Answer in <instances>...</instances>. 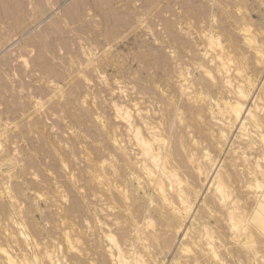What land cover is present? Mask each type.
Returning <instances> with one entry per match:
<instances>
[{"label":"rangeland","instance_id":"374dc122","mask_svg":"<svg viewBox=\"0 0 264 264\" xmlns=\"http://www.w3.org/2000/svg\"><path fill=\"white\" fill-rule=\"evenodd\" d=\"M64 2L65 0H0V264H8L9 257L13 263L15 261L14 264H36L35 257L40 250L60 247L58 243H63L62 234L68 232L69 235V232L75 228L78 229H75L78 239L82 235L79 239L82 241L78 240L80 244H78L80 248L77 246L78 249L89 250L92 238L95 239L97 236L91 238L90 231H87L89 222L85 223L83 219L86 220L85 210L95 204L101 206L99 202L106 203L107 207L104 208L107 210L109 207L112 208L109 213H116V216L119 214L122 221L119 219L118 226L114 227L118 228L122 225L124 227L130 214L126 212L132 208L131 205L128 208L132 200H126L124 203L113 193L114 200L110 201L108 193H103L97 183L92 182V176L98 175L102 179V167H97L107 165L105 175H108V182L115 185L116 177L113 175V170L122 164L116 147L118 143L123 148L127 138L121 121L115 119L114 107L119 105L118 107L123 106L130 111L135 105L144 113L145 118L147 117L148 123L160 129L165 127L167 100L171 101V97L180 94L178 86H189L193 82L194 87L191 85L193 91L198 84L209 81L208 76L200 72L199 66L201 64L206 66V63L197 52L205 46L203 40L202 42L199 40L203 30L209 35L212 34V37H215L214 41L219 39L220 42L223 41L222 33L228 30V33L237 38L239 49L241 47L243 52L245 46L242 45V33L239 28L246 25L247 27L243 28L251 27L248 29L249 32H256L250 34L258 40V45L264 50L262 31L264 0H68ZM216 8L220 9L221 13ZM206 11L210 13L207 18H205ZM200 13L204 20L199 18L200 15L197 16ZM198 21L200 24L204 21L208 24L203 23L207 25L205 27L197 23ZM235 23L242 24L237 26ZM210 26H213V31ZM195 27L203 30L198 31ZM218 27L223 29H220L222 33L217 32L219 30L214 31ZM205 28H208L207 31ZM215 33L221 35L215 36ZM259 40L263 41L259 42ZM202 43L203 47L200 45ZM247 50L245 57L242 56L243 53L239 57L242 59L241 64L249 69L240 64L241 73H246L243 74L245 76L250 73L252 77H249H255V80L250 79L261 88L264 86V74H262L264 68L255 64L253 54ZM250 55L251 57H248ZM195 64L199 66L196 67ZM178 75L186 80H181V76L177 77ZM166 78L170 80H168L169 84ZM197 87L199 88V85ZM263 92L264 90L262 93L260 91L259 95ZM261 97L263 102L259 101V103H264V94ZM175 98L181 99L177 100L178 105H181L185 97L180 94ZM174 99L172 98L176 101ZM184 104L186 102L183 106ZM131 114V118L135 119L133 110ZM184 114L185 119L190 121L186 111ZM180 126L181 124L179 125V121L176 120V127L179 129ZM230 140L233 143L236 141V144H233L235 148L243 146L240 140L234 141L233 138ZM206 143L203 144L209 147L208 150L213 158L224 159L225 154L222 156L216 145L211 146ZM241 151L237 152L243 157L242 152L245 150ZM258 151L259 149L254 151L257 153L252 155V158L260 156L257 155ZM131 152L133 154V151ZM244 153V156L249 154L247 150ZM254 153L250 152V154ZM128 155L132 157L131 153ZM226 157L224 160L226 163L224 162L221 170L223 173L227 171L224 165L227 166L233 158L231 155ZM103 161L105 162L102 163ZM238 162L242 164L241 160ZM259 162H262L260 165L263 166V161L259 160ZM92 163H97L98 166ZM238 167L236 170L233 169L238 171L237 173L232 170L228 172V168L229 175L236 173L230 176L233 179L226 178L224 174L226 183L224 179L221 180V183L224 182L223 186L229 180L230 185L227 184L223 188V193L227 192V196L223 193L220 196V193L214 189L207 193L211 195L207 197L208 199L218 198L216 201L219 199L222 201L216 204L215 200L212 201L213 203L209 200L210 203L207 204L209 212L217 217L213 219L212 216V219L202 220L205 222L209 220L206 224L207 226L209 224V229L206 227V233L203 232V235H206V238L203 236V241L205 244L209 241L212 250L214 249L215 254L210 246L205 245L209 254L208 260L212 264L214 260V263L221 264L220 259L227 264H264V206L255 204L252 198L259 193L256 192L259 187L255 185L251 176L248 179L246 177V180H251L254 184L245 181L246 170L244 169L243 173V170L241 172L243 167L240 164ZM237 177L240 181L243 179L246 185L244 186ZM260 180L258 182L263 184ZM260 186L261 191L263 187ZM226 187L229 188L228 191L225 190ZM124 189V186L120 188L130 199L132 194ZM237 191L240 193L238 196L235 195ZM98 192L100 195L103 193L101 197L97 195ZM245 192L248 195L244 196ZM214 194L217 196L214 197ZM103 195L105 197L107 195L109 201ZM233 195L236 199L239 197L241 199L236 201ZM222 196L227 197L226 199L223 197L226 204L232 202L231 200L235 201L234 219L230 220L235 228L229 229L228 226L229 230L226 226L229 222L224 214L225 209L221 206ZM230 196L232 199L229 198ZM203 197L201 195L200 203L204 200ZM205 200L207 203V199ZM88 203L91 205H87ZM212 204L216 207L214 208ZM93 206L91 208L96 210L97 206ZM209 206L213 209L210 210ZM217 207L224 209L225 216ZM100 208L98 207L99 210L96 212L100 211ZM214 209L219 210L220 213ZM204 213L200 212L201 215ZM224 220L226 223L223 222ZM251 226L253 229L250 228ZM114 227L111 229L116 233L112 235L116 237L118 231ZM246 227H249L250 231H244ZM71 235L73 234L70 233L69 236ZM169 237L165 240L166 249H162L168 253L164 264L173 258L176 247L174 245L177 244V240L180 242L182 239V235L177 240L171 239V235ZM90 239L92 240L89 244ZM95 240H99L96 244L101 247L103 253L104 246L101 244L105 245V243H101L100 238ZM187 240L182 241L186 251L177 257H189L196 253L194 245ZM172 241H175V244ZM87 250L84 252L87 253ZM211 252L216 259H213L215 257L211 256ZM94 253L98 255L93 254L92 259L99 260L102 255L100 248Z\"/></svg>","mask_w":264,"mask_h":264},{"label":"bare ground","instance_id":"6f19581e","mask_svg":"<svg viewBox=\"0 0 264 264\" xmlns=\"http://www.w3.org/2000/svg\"><path fill=\"white\" fill-rule=\"evenodd\" d=\"M67 1L68 0H65L64 3H66ZM219 2L222 3L221 1H219ZM219 6H221V5H219ZM204 8H206V7H204ZM96 9H97V7H96ZM186 9H188V8H186ZM195 9H197V8H195ZM191 10H192V8H191ZM202 10H203V8H202ZM216 10L220 11V9H218V8H216ZM209 11H208V13L206 11L207 14H205L206 15L205 18H207L208 14L210 15ZM204 12H203V14H204ZM220 13H221V11H220ZM223 13H225V12H223ZM190 14H191V12H190ZM192 14H193V12H192ZM212 14L215 16V14L213 12H212ZM199 15H200L199 18H202L204 20V18L202 17L203 15L201 16V13H200L197 16H199ZM210 18H208V19H210ZM239 18H241V17H239ZM197 20L200 21V19H198V17H197ZM229 20H231V19H229ZM240 20H242V19H240ZM193 21H195V20H193ZM199 21L197 23H199ZM225 21H227L226 18H225ZM234 21H236V20H234ZM217 22H218V20H217ZM236 22H238V19ZM203 23L208 24V22H205V21ZM203 23H201V24L206 27L207 25H205ZM235 24L237 25L238 23H235ZM241 24H239L237 26H240ZM218 25L220 26L221 24H218ZM227 25L225 27H227ZM195 26H197V25H195ZM221 27H220V29L223 28V27L222 28ZM228 27H231V26H228ZM243 27H247V26L244 25L241 27L242 29L241 28H239V29L241 30L240 32L242 33V34L241 33L240 34H241V38H242V42H243L242 45L245 46V51H246V49H248L247 52L250 50L249 52H251L253 54L252 57H254L255 64L257 66L259 65V66H262V68H264V50L262 49L261 46L258 45V43H257L258 40H256V38L250 34L251 31L249 32L248 29L251 27H249L248 29L243 28ZM195 28L197 29L198 27H195ZM203 28H202V30H203ZM207 29H206V31H207ZM220 29L218 27V29L216 28V30H214V31L216 32L217 30H219L217 32L222 33V31H220ZM237 29H238V27H237ZM261 29H263V28H261ZM202 30L200 29L198 31H202ZM204 31L205 30H203V32H201V34H200L201 39H199V40L200 41L203 40L205 46L203 49L201 48V50H200L201 52L200 51H197V52H199L201 54V56L204 58L206 66L204 65L205 63L203 64L204 66H202V64L200 66L198 64H195V66L196 65L199 66L200 72L203 73L204 75H207L209 81L198 84L199 88L197 87L198 86L197 85L196 86L197 90L193 89V91H191L192 86H193V82L191 84L192 86L190 84H189V86L179 85L178 86L179 90L178 89L177 90L179 91L181 96L185 97L184 98L185 101L183 100V103L186 102V104H184V106H183V103H180L181 105H178V102H177L178 98L176 99L175 97H178L180 94H177V96H176L175 95L177 93L176 90L175 91L173 90L174 92H176L174 94L175 97H171V95L169 94L171 97V101L167 100L165 127L160 129L156 125L153 126V124L151 125L150 123H148L146 120L147 117L145 118V115H143L144 113L140 112L141 110L137 109V107L135 105H133L132 103L131 104L133 106L131 109L133 110V113L135 114V117H136L135 119L131 118L132 117L131 116L132 110L129 111L128 109H126L123 106L118 107L119 105L118 106L115 105V107H114V109H115L114 115L116 116L115 119H118L119 121H121L123 128H124V134L127 138V141H126L127 143H125V146L123 145V148H121L118 143H117V147H116L118 150V156H119L122 164L119 165V167H116V168L114 167L115 169L113 170V175L116 177V184L113 185V184H111L112 182L110 181L112 179L109 180L111 182V183H109L108 178H107L108 175H105V169H106L107 165L106 166H98V165H96L97 163L96 164L92 163L93 165L98 166L97 168L102 167V172H103L102 179H100L101 176L99 177L96 174L98 177L92 176V182L95 181L99 187V190H101L103 193L104 192H106V194L108 193V195H109L108 198L110 199V201L114 200L115 196L113 195V193L116 194V197L119 198L120 201H124V203H126V200H128V201L132 200V203H130L129 207H128V208H130V205H131L132 210L130 209V211L126 212L127 214L130 212V214L128 215V220H126L127 217L125 219L127 221V222L125 221L126 226L124 225V227H123V225H122L121 226L122 228L118 227L119 229L114 227V226H118L119 219L121 220V218L118 216L119 214L116 216V213H112V212L109 213L108 211H110V209H112V208H110L108 206L109 209L107 210V208L106 209L104 208V207H107V205H105L106 203L103 204V202H99L103 206L102 205L97 206L95 204L94 206L95 207L97 206L96 210H95V208H91L93 206L92 205L91 207H89L85 210L87 215L83 211V214H85V218H86V220L85 219H83V220L85 221V223H87V221L89 222V223H87V225L89 224L87 226V229H88L87 231H90L91 238H92V236H97V237H95V239L100 238V241L102 240L101 243L102 242L105 243V245L101 244L102 246H104L103 253L101 251V247H99L96 244V241H97V243H99L98 242L99 240H95L94 238H92L93 240L92 239L89 240V244H90V241L92 240V243H91L90 247L88 248L89 250H87L86 248H84L83 250L82 249L79 250L78 249V247L80 245L79 239L81 238L82 235L81 236L79 235L80 238L78 239V235L76 232V230H78V229L75 228L76 229V230L74 229L75 231L71 230L72 232H69V235H70V233H72L74 236L73 235H71V236L67 235L68 232H67V234L64 233L65 235L62 234L63 235V237H62L63 243L62 242H61L62 244L58 243L60 247L56 246V247H54L53 250H48V249H44L43 251L40 250L37 257H35L36 264H91L90 261L94 262V264H164V260L167 258L168 253H166L165 250H162V249H166V241L165 240H166V238L169 237V235H171V237H172L171 239H173V240L179 239L178 237L180 235H182V237H181L182 239L180 240V242H177L178 241L177 240L176 241L177 244L174 243L175 241L174 242L172 241L175 244L174 246H176L175 250H174L175 253H174L173 258L169 262H167V264H208L209 260H208L207 256L209 254L207 253V249H206L205 245L210 246L211 243L209 245V241H208V242H206L208 244H205V242L203 241L204 240L203 239V236H204L203 232L206 233L207 228L209 229V227H208L209 224H208V226L206 225L209 220H207V222L202 221V220H203V218L206 220V219H209L213 216L212 212H209L208 205L210 202H212L215 199H213V200L208 199L207 197L210 195V193H209V195L207 193L211 192L214 189V190H216V192L220 193V196H221V193H223L224 186L227 184L230 185L228 179L232 178L230 176L233 175L232 172H231L232 175H229L228 172H230V170L235 171L236 168H239L238 167L239 164H240V166L243 167L242 169L240 168L241 172L243 170V173H244V169L246 170L247 176H245L244 180L247 181L246 177L248 179V177L251 176V178L253 177V180H254V181L253 180L252 181L255 182V185H257V187H259V190L256 191L257 193L258 192L259 193L254 195V197H252L255 200V204H260L261 206H264V186H263V184H264V105L263 104L264 103H262L263 101H262V97H261L264 94V92L262 95H259L260 91L262 93V91L264 90V86L261 87L263 89L258 87L255 84V82L251 80V79H254L255 77L251 78L252 76L249 75L250 73L247 74L248 77L251 76L249 78L246 77L247 75L246 76L243 75L246 73H243V74L241 73L240 64L242 63V61H241L242 59L239 56L243 53L242 56L245 57V55H244L245 51L241 52L242 51L241 47H240L241 50L239 49L240 44L238 45V43H237L238 40L236 41L237 38L235 39L234 35H233L234 36L233 37L232 34L228 33V30L224 31L222 33L223 38L221 36H217V37H221V39H223V41L221 40V42H220V41H218L219 40L218 39V40H215L216 41L215 42L214 41L215 37H212V34L209 35L207 32H204ZM212 31H213V28H212ZM259 31H261V30H259ZM259 31L257 33H259ZM262 31L264 32V30H262ZM197 32H196V35H198ZM209 32H211V31H209ZM253 33L256 34L255 31ZM216 34L217 33H215V36H216ZM219 34H217V35H219ZM257 35H255V36L257 37ZM258 37H259V35H258ZM196 41H198V40H196ZM260 41H263V40H259V42ZM174 42H176V41H174ZM239 42H241V41H239ZM176 44H177V42H176ZM262 44H263V42H262ZM200 45L203 47V43ZM199 55H198V57H199ZM247 55H248V53H247ZM182 56H183V54H182ZM248 57H251V55ZM250 59H249V61H250ZM247 60H248V58H247ZM254 60H252V61H254ZM200 62H201V60H200ZM197 63H198V61H197ZM242 65H244V64H241V66ZM250 66L251 65H249V67ZM243 67H246V66L244 65ZM246 68H248V67H246ZM197 71H198V69H197ZM258 72H259V70H258ZM211 73H214V74L211 75ZM203 74H201V75L203 76ZM262 74H264V73H262ZM180 76L178 75L177 77H180ZM182 76H181V78H182ZM183 79L184 78H182L181 80H183ZM196 79H194V82H196L195 81ZM198 79H200V78H198ZM168 80L169 79H167V81H166L167 83L170 81V80L169 81ZM177 80L179 81L180 79L178 78ZM184 80H186V79H184ZM183 83H185V81ZM187 83H189V82L187 81ZM260 83H262V82H260ZM176 84L178 85V84H182V83H176ZM262 85H263V83H262ZM168 87H171V86H168ZM218 91H220V92H218ZM214 92H216V94H214ZM192 93H193V95H191ZM170 97H169V99H170ZM172 98L173 99L175 98L176 101H173ZM180 100H178V101H180ZM259 101H262L261 102L262 104L259 103ZM250 104H251V106H250ZM125 106H127V105H125ZM185 111H186L187 115L189 116L190 121H189V119H188V121L185 119V116H184ZM182 116H184V118ZM176 120L179 121V125L181 124L179 129L177 128L178 126L176 127ZM231 138H233L234 141L240 140L243 143V146H239L238 145L239 143H238L237 146H239L240 148H235L233 146V144L236 141L233 143V141L230 140ZM230 141H232V143ZM113 142L115 143L116 141L114 140ZM206 142L209 143L208 145L211 144V146L216 145L219 149L218 152L220 153V151H221L222 156L225 154L224 155L225 157L223 156L224 159L213 158L214 156H211L210 155L211 152H209V150H208L209 147L207 145L205 146L203 144ZM241 147H243L244 149ZM126 149L133 151V154L131 151L129 152V153H131V156H132L131 158L128 155L129 153H126V151L128 152V150H126ZM225 149H226V152H224ZM236 149H238L237 151L245 150L244 152H246V150H247L249 152V154L248 153L247 154L249 156L251 155L250 156L251 158L248 157V155L244 156L245 153L242 151L241 152L243 154L242 155L243 157H240L241 155L240 156L238 155V152L236 151ZM257 149H259V151H258L259 153L257 154V155H260V156H257L259 158L258 159H255L257 157L252 158L257 153V152L254 153V151H257ZM251 151L254 154H250ZM229 154L231 156H233V158L231 160L229 159L230 161H229V164H227V166L224 165L226 167L225 169H227V171L229 168V171L227 172L224 169L226 172L223 173L221 170H223L222 169L223 164L226 163V161H224V160H225V158H227L226 157L227 155H228V157L230 156ZM238 160L239 161L241 160L242 164L239 162L237 163ZM259 160L263 161V164H262L263 166L260 165V163H262V162H259ZM104 162L105 161H103L102 163H104ZM99 164H101V163H99ZM90 165H91V163H90ZM91 167H92V165H91ZM233 169H235V170H233ZM239 172H240V170H239ZM241 172H240V174H241ZM92 173L94 174V172H92ZM236 173H234V175ZM223 175L226 178L229 177L227 179L228 180L227 184H225L224 186H223V184H224L226 179L223 177ZM241 175H243V174H241ZM237 176L239 177V175H237ZM238 177H237V179L239 180L240 178H238ZM243 177H244V175H243ZM258 178L261 179L260 181H262L263 184H260L261 182H258L259 181ZM223 179H224V182H222L223 183L222 184L221 180L223 181ZM245 181L241 182V183H243L244 186L246 185V184H244ZM240 182H239V184H240V186H242ZM247 182L249 184L253 183V182H251V180L250 181L248 180ZM258 183L260 185H262V187H263V189L261 191H260L261 186ZM92 184H91V188H93ZM123 186L125 187V189L127 191H130V193L132 194V196L130 195L131 198L129 197L130 199H128L127 195L122 193V191L120 190V188L122 189ZM227 187L225 190L228 191L229 188L227 189ZM242 187H241V189H243ZM245 188H244V190H245ZM124 190H123V192H126ZM225 190H224V192H226ZM244 190H242V191H244ZM99 193L100 192H98L97 195H99L101 197L103 193L101 195ZM237 193H238V191H237ZM237 193L235 194L236 196H238L240 194V193H238V194ZM223 194L227 196L228 193L226 192ZM245 194H246V192L244 193V196L248 195V194H246V195ZM253 194H255V193H253ZM253 194H252V196H253ZM201 195L204 196L203 197L204 200L207 199V201H208L207 203H205L206 200L205 201L202 200L200 203L199 199H200ZM215 196H217V194L216 195L214 194V197ZM241 196H243V194ZM244 196H243V198H244ZM106 197H107V195H106ZM212 197H213V194H212ZM223 197H225V196H222V199H223ZM233 197H234V195H233ZM94 198H96V197H94ZM108 198H106V199L108 200ZM226 198L227 197H225V199ZM229 198L232 199V196H230ZM239 198L241 199V197H239ZM239 198L236 199L234 197V199L236 201ZM217 199L218 198H216V200ZM225 199H223V203L221 204V206L225 209L224 214L226 215V218H227V219L226 218L225 219L228 220V222H229V225L226 224L227 229H228V226L230 229V227H232V228L234 227V224H232L231 221H232V219H234V217H233L234 213L233 212L236 211L235 210L236 208L234 207L235 201L231 200L232 202H229L230 199H228L229 203L226 204L224 202ZM98 200H100V199H98ZM102 200L103 199H101L100 201H102ZM209 200H211V201L209 202ZM219 201H220V199H219ZM219 201H216V204H217V202L218 203L222 202V201H220V202ZM90 203H91V201H90ZM90 203H88L87 205H89ZM237 204H238V202H237ZM237 204H236V206H237ZM126 206H127V204H126ZM212 206L214 207L215 205L212 204ZM86 207H84V209ZM98 207H101L100 211L96 212L97 210H99V209H97ZM120 207H122V206H120ZM213 207H212V209H213ZM217 208H220V207H217ZM118 209H120V208H118ZM123 209H124V207H123ZM212 209L210 207V210H212ZM224 209L223 210L221 209L222 210L221 214H223ZM201 211L205 212L206 214L204 213V215L202 214L203 215L202 216L200 214ZM214 211L220 213L219 210L217 211L214 209ZM119 212H123V211H119ZM224 214H223V216H225ZM152 216L155 219L152 218ZM214 217H217V216H213V219H214ZM83 218H84V216H83ZM218 218H217V220H219ZM221 219H222V217H221ZM226 220H224L223 222H225ZM241 220H242V217H241ZM123 221H124V219H123ZM220 222L221 221H218V223H220ZM215 223H217V222H215ZM121 224H124V223H121ZM236 225L237 224H235V226ZM62 226H63V224H62ZM85 227H86V225H85ZM111 227H114L117 229L116 231H118V232H117L116 237L112 235L114 232L111 229ZM250 228L253 229L252 226ZM243 230L244 231H247V230L250 231L249 227H246ZM73 232H76V234H74ZM78 233L80 234V232H78ZM241 233H243V232H241ZM208 234H207V237H209ZM75 235H77V237ZM224 235H226V234H224ZM72 236H73V238H71ZM204 237L206 238V235ZM89 238H90V236H89ZM86 239H88V237ZM185 239H188L187 241H189V240L191 241L190 244L192 243L194 245V248H195L194 251H196V253L193 256H189V257L182 256V258H179L180 255H182V253L184 251H186L183 247L184 244H182L185 241ZM216 239H218V238H216ZM236 239H237V237H236ZM171 244L169 247L172 246ZM33 246H34V244H33ZM210 247L212 250V246H210ZM98 248H100V252L102 253V255H100L99 260L95 261L94 259H92V257H93L92 255L95 254L94 251ZM215 248H216V246H215ZM85 250H87V253L84 252ZM213 250H212V252L214 253ZM208 251H209V249H208ZM215 252H217V251H215ZM98 253L95 255H98ZM213 253L211 254V256L212 255L214 256L215 253L214 254ZM177 256H179V257H177ZM213 259H216V257ZM222 260L221 259L219 260V262L221 261V264H222V262H223V264H227L224 262V260L223 261ZM246 261H247V259H246ZM7 262H8V264H14L15 263V261L13 263V260L10 257L7 259ZM24 262H25V260H24ZM214 262H215V260L213 261V264H216ZM209 263L212 264L210 261H209Z\"/></svg>","mask_w":264,"mask_h":264}]
</instances>
